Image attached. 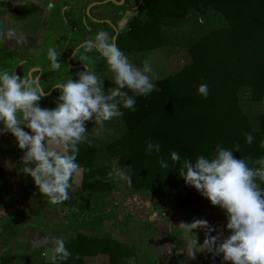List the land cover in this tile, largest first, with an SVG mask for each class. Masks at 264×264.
<instances>
[{
	"label": "trees",
	"instance_id": "obj_1",
	"mask_svg": "<svg viewBox=\"0 0 264 264\" xmlns=\"http://www.w3.org/2000/svg\"><path fill=\"white\" fill-rule=\"evenodd\" d=\"M17 10H22V15L28 13L27 8ZM193 15L198 17L194 25L200 27L202 35L187 49L190 61L157 81L148 96L134 97L135 111L120 106L123 129L118 138L101 144L98 136L87 134L91 144L79 145L77 163L85 169L83 187L90 192L71 211L74 237L65 242L71 256L56 264H85V257L100 253L109 254L111 264H126L123 244L80 230L101 228L119 216L112 203L102 208L112 191L152 197L154 211L168 213L180 223L205 219L210 226H227L225 211L187 185L179 172L184 159L195 162L200 155L213 157L218 144L232 150L237 159L264 158V115L252 111L253 104L264 99V0H145L140 15L118 35L117 46L120 44V50L128 56L159 49L166 40L161 29L163 20H183ZM83 16L85 12L71 8L65 21L76 28ZM102 25L114 37V29L108 23ZM77 42L79 46L83 41ZM201 84L208 86L206 99L198 92ZM115 87L114 81L104 80L105 93ZM123 91L133 95L128 89ZM246 133L254 137L251 144L246 142ZM148 142L159 143L160 153L147 152ZM237 144L239 152H235ZM10 147L17 158V146ZM172 152L179 154L180 162L171 159ZM161 158L167 168L161 167ZM114 160H119V167L131 177V185L115 176L109 179ZM19 173L26 183L28 175L23 168ZM35 192L39 198H46L37 186ZM6 194V180L0 170V198ZM1 264H8V257Z\"/></svg>",
	"mask_w": 264,
	"mask_h": 264
},
{
	"label": "clouds",
	"instance_id": "obj_2",
	"mask_svg": "<svg viewBox=\"0 0 264 264\" xmlns=\"http://www.w3.org/2000/svg\"><path fill=\"white\" fill-rule=\"evenodd\" d=\"M128 15L119 21L120 29L126 28ZM10 39H15L19 45L27 42L23 33L17 35L14 29L0 25V43ZM79 47L85 53L81 55L82 61H89V52L99 53L113 74L117 87L109 88L105 93L104 81L88 63H83L86 70L77 73L78 80L69 78L55 85L61 93L57 106L45 109L38 103L46 95L38 78L31 75L21 78L16 72L0 70V124H3L0 134L10 132L16 138L19 148L25 150L23 172L34 179L39 192L54 205L67 201L69 190L80 181L79 145L91 144L85 122L94 120L95 125L102 129L106 121L123 115L121 105L135 111L134 97L148 96L155 89L150 62L143 61L142 67L133 64L108 31L100 30ZM60 55L55 47L48 49L47 56L53 71L61 67ZM198 92L206 99L209 94L207 84L199 85ZM25 127L31 130V134L24 130ZM245 137L248 144L253 142L251 134L246 133ZM261 147H264V142ZM146 151L160 153L161 145L148 142ZM239 151L237 144L235 152ZM233 153L218 144L216 154L211 158L200 155L195 162L184 159L179 172L187 185L194 187L213 206L225 211L227 229L231 234L223 239L221 233L211 235L216 229L205 219L181 222L179 227L189 232L198 228L206 230L202 245H198L197 238L187 242V254L191 259H195L196 252L207 250L215 256L222 254L223 261L230 264H264V188L261 187L264 185V158L254 161L237 159ZM171 159L180 162L181 158L172 152ZM160 165L168 167L163 158ZM114 176L129 185L132 183L131 177L121 168L108 173L109 179ZM50 243L53 245L50 249L53 264L69 259L71 253L62 237L50 239L45 236L34 241L32 246L39 249ZM44 255L47 256L48 251Z\"/></svg>",
	"mask_w": 264,
	"mask_h": 264
},
{
	"label": "crops",
	"instance_id": "obj_3",
	"mask_svg": "<svg viewBox=\"0 0 264 264\" xmlns=\"http://www.w3.org/2000/svg\"><path fill=\"white\" fill-rule=\"evenodd\" d=\"M97 1L100 0L78 1V12H82V7ZM57 2L58 0H49L48 9L52 3L55 4ZM73 2V0H70L71 4ZM125 14H130L127 16V26L124 29H120L119 21L125 18ZM119 15H121V19L117 22V28L121 33L128 30L129 19H132L135 13L126 12L119 13ZM263 100L254 103L252 111L254 107L259 111L264 104ZM258 111H253V113L255 115H264V112ZM11 145L17 146V158L14 157L11 148L3 155L0 154V170L4 173L7 193L0 198V222L2 221L5 226L0 228V235L3 236V241L6 243H1L0 264L3 256L8 257V264H32L41 261H51L50 249L53 245L50 243L39 249H33V242L45 236L50 239L62 237L65 242L74 237L71 211L76 207L75 205L78 204L80 199L90 192L88 188L83 187L85 169L81 168L82 175L79 183H74L73 188L69 190L70 198L62 204L54 205L48 202L47 197L43 199L37 196L35 192L36 185L30 175H28L26 183L22 182L23 178L20 176L23 174L19 173V165L17 163L22 162L25 150L19 149L15 143H10ZM24 177L26 176L24 175ZM112 194L108 195L105 206L102 205V208L105 209L112 203L119 214L118 217L121 219H118V217L114 218V220L104 223L101 228L80 230L92 236L95 234L101 236L102 233H105L107 237H111L123 244L127 255L124 263L128 260L136 264L158 263L155 258H159L160 262L167 261L169 264H209L211 259L218 262L223 261L222 254L215 256L207 250L196 252L195 259L188 257L187 242L197 238L198 245H202L205 240V229L198 228L194 229L193 232H189L179 227L181 224L179 221L175 220V225H172L170 218H164L165 213H158L154 210L153 215L151 217L148 216L149 218L146 217L147 220L143 223L140 221V217L143 215L139 216V213H142V211L138 212L139 207L122 213L121 204L115 199V194ZM160 214H163V216L159 217L161 216ZM212 227L216 229V231L211 233L213 236L221 233L223 239L231 234L227 226L217 225ZM45 251H48V255L43 257ZM84 261L85 264H111V256L100 253L94 256H87Z\"/></svg>",
	"mask_w": 264,
	"mask_h": 264
},
{
	"label": "rangeland",
	"instance_id": "obj_4",
	"mask_svg": "<svg viewBox=\"0 0 264 264\" xmlns=\"http://www.w3.org/2000/svg\"><path fill=\"white\" fill-rule=\"evenodd\" d=\"M73 1L75 3L73 2V4H71V7L74 9H78L79 7L77 2L80 0ZM52 4L53 6H57L55 8V13V10H52L53 8L48 9L49 0H22L20 2H18V0H0V25H3L8 29H14L17 35L23 33L27 40V42L23 45L17 44L15 42V39L4 41L5 49H1L0 51V70H2L3 68L2 60L4 58V53L6 54L9 51L10 53H14L13 56L7 59V62L11 65H14L17 61L30 60L33 61L32 63L44 67L43 70H49L51 69V62L48 59L47 52L50 47H55L57 39H60L61 47H63L64 41L67 38H71V40L74 41L73 48H75L78 43L77 41L80 40L81 42L85 39L94 38L100 30H107L104 25L100 24L97 21V17L95 18L92 16L93 13H90V15H88L87 12L86 16L82 17L81 24L75 28L68 24L65 21V18L61 17L60 9L62 3H60L59 5H57L58 3L55 5L54 3ZM18 8H27L28 13L22 15V10H17ZM84 8L85 7H82L81 10L84 11ZM124 8L126 7H123V5L109 3L105 5L102 9H96V14H98L102 18L110 17L112 19V22L116 23V21H119V19H115L114 14H117V16H119V13H123L122 10L124 11ZM101 10L102 12H100ZM96 14L95 16H97ZM137 14L140 15V10L139 13L136 12L134 16H136ZM133 18L129 19V22L133 20ZM197 19L198 17L196 15H193L192 17L183 20H163L161 24V29L166 37L163 47L153 51L135 53L129 56L130 61L140 67H142L143 61L145 60L150 62L155 77L153 79L155 87L157 81L162 80L168 77L169 75L177 72L183 65L190 61L189 56L187 54V49L193 43H195L198 38L202 35L200 27L196 28V25H194L196 24ZM108 24L111 25L110 23ZM90 26H92V29H95L94 33H91L89 31L91 30ZM84 54L85 53L83 49L80 48L76 53L77 58H73L71 62H69L68 59L65 61L63 59L64 57L60 56L59 62L61 64V67L59 70L56 71V74L62 78H65L67 75H72L71 77L76 80L78 77L77 73L79 72L74 69V66L77 63V59H81V55ZM87 56L90 59L86 62L90 65L92 69L96 68V71H94L97 76H99L103 81L105 79H110L114 81L113 74L108 70L106 61L103 58H100L99 54H97L95 51H92L87 53ZM91 61H94V63H92ZM24 71L27 72L28 70L24 69ZM59 95L60 93L55 92L50 97H48L47 100L50 101L52 99L54 100V103H56ZM45 96L48 95L46 94ZM51 103L53 102H48L49 108H53L51 106ZM253 111L257 112L258 109L254 107ZM258 112H264V104L260 107V110ZM122 124L123 123L121 121V118L117 117L113 118L110 121H106L102 129L98 125H95L94 120L85 122V127L87 134L91 136H98L101 140V144H105L111 140L118 138L121 135L123 129ZM24 130L31 134L30 129L25 127ZM6 142H10L13 144L15 143L18 145V141L10 132L0 134V145ZM9 150L10 148L7 149L6 147H4V152ZM17 165H19V168H23V161L18 162ZM31 167H34V165H31ZM117 168H120L119 160H114L113 171ZM119 181L123 183V180ZM112 193L115 194V199L121 204L122 213L129 212L130 209L133 210L139 207L138 212L142 211L141 214L139 213V216L143 215L140 217V221L143 223L147 220L146 217H151L153 215L154 211L152 209V203L154 201V198L143 194L139 195L137 193H129L126 190L112 191L111 194ZM128 196L130 197L126 199L125 197ZM125 209H127L128 211ZM160 215L161 216L159 217L163 216V214ZM164 215L165 219L170 218V221L172 220V222H169L172 225H175L176 221L174 220L172 215H169L168 213H165ZM118 219L121 218L118 217ZM2 223L3 222L1 221L0 228L5 227ZM95 236L107 237L105 233H102L101 236L95 234ZM2 242L3 244H6L3 241V236L0 235V247ZM3 258H7V256H3ZM155 259L160 262L159 258ZM126 264L136 263H133L128 260Z\"/></svg>",
	"mask_w": 264,
	"mask_h": 264
},
{
	"label": "flooded vegetation",
	"instance_id": "obj_5",
	"mask_svg": "<svg viewBox=\"0 0 264 264\" xmlns=\"http://www.w3.org/2000/svg\"><path fill=\"white\" fill-rule=\"evenodd\" d=\"M103 1H106V0H100V1H97V2H94V3H98V2H103ZM117 2H121V0H116ZM144 1L145 0H125L124 3L122 4L123 6L126 7V11H122L123 13H126V12H132L133 14L134 13H139V10L141 9V7L144 5ZM67 2V4H65ZM58 3V4H57ZM55 3L57 5H59L60 3H62V6H61V9H60V14H61V17L62 18H65L66 16V12L68 10H70L72 7H71V3H70V0H58V2ZM54 4V5H55ZM93 3H90L88 5L85 6V9L84 11L82 10V13L85 12L86 14V10L87 8ZM109 4V3H107ZM107 4H102V5H98V6H94L90 13H93L92 16L93 17H97V21L100 23V24H103V23H106L105 21H111V27L113 28V26L117 27V22L118 20L115 22H112V19L110 17H100L98 14H96V9L100 8L102 9L105 5ZM104 5V6H103ZM140 5V6H139ZM139 6V9L137 11H135V8ZM57 6H53V9L52 10H55ZM129 7V9H128ZM74 9V8H72ZM76 12H78L77 9H74ZM56 11V10H55ZM53 12V11H52ZM102 12V10L100 11ZM95 14L97 16H95ZM115 15V19L117 18V14H114ZM138 15V14H137ZM136 15V16H137ZM121 17V15H119ZM134 16V17H136ZM71 18V17H69ZM121 19V18H120ZM119 19V20H120ZM102 21H104L103 23H101ZM66 22L68 23L69 21L66 20ZM92 28V26H90ZM114 29V28H113ZM92 30V29H91ZM89 30V31H91ZM48 33V32H47ZM76 42V41H75ZM4 44V49H5V43L3 42ZM73 44H74V41L71 40V38H67L65 41H64V46L61 47V42H60V39H57L56 40V45H55V48L57 49V51L59 53H61L60 56L64 57L63 59L66 61L67 59L69 60V58L73 55L74 51L76 50V48L78 46H76V48H73ZM80 46V45H79ZM14 53H10V51L8 53H4V58L2 60V63H3V68L2 69H7L9 70L10 72H16V74H18L19 76H21V78H23V76L25 75H31L32 77H35V78H38L39 79V83L41 85V87L44 89L45 93L48 95V96H44L41 101H39V106L41 108H45V109H53L57 106V102L58 100L56 101V103H54V100H47L48 97H50L53 93L55 92H58L60 93V91L58 89L55 88V85L59 82H62V81H66L67 79L69 78H72L71 76L67 75L65 78H62L60 77L59 75L56 74L55 71H53L52 69H49V70H43L44 67L42 66H39L37 64H34L32 63L33 61H30V60H23V61H17L14 65H11L7 62V59L10 58L11 56H13ZM73 58H77V55H75ZM100 59V58H99ZM83 63H87L86 61H82L81 59H77V63L75 64L74 66V69L77 70V72H82V71H85V67H84V64ZM25 70H28L27 72L24 71ZM24 71V72H22ZM49 72H51L52 74L50 75H47ZM77 79H79V77H77ZM76 79V80H77ZM74 80V79H73ZM75 81V80H74ZM50 93V95H49ZM61 94V93H60ZM48 102H53L51 103V106L53 108H49L48 107ZM0 128H3V124H0ZM4 147H6L7 149L8 148H11L10 147V142L8 143H3L0 145V154L3 155L5 152H4ZM17 151V150H16ZM2 152V153H1ZM30 166V165H29Z\"/></svg>",
	"mask_w": 264,
	"mask_h": 264
},
{
	"label": "water",
	"instance_id": "obj_6",
	"mask_svg": "<svg viewBox=\"0 0 264 264\" xmlns=\"http://www.w3.org/2000/svg\"><path fill=\"white\" fill-rule=\"evenodd\" d=\"M125 0H122L121 2H117L116 0H106V1H103V2H98V3H93L91 4L88 8H87V13L88 15H90V11L91 9L94 7V6H98V5H102V4H107V3H115L117 5H122L124 3ZM140 6V5H139ZM139 6L135 8V11H137L139 9ZM53 7V4L50 5V8ZM104 21H102L101 23H103ZM106 23H110L112 24L110 21H105ZM112 26V25H111ZM114 28V31H115V35H114V39H115V43L117 45V38H118V35L120 34L119 30L117 27L113 26ZM80 49V47H78L73 55L69 58V62H71V60L73 59V57L76 55V53L78 52V50Z\"/></svg>",
	"mask_w": 264,
	"mask_h": 264
},
{
	"label": "built area",
	"instance_id": "obj_7",
	"mask_svg": "<svg viewBox=\"0 0 264 264\" xmlns=\"http://www.w3.org/2000/svg\"><path fill=\"white\" fill-rule=\"evenodd\" d=\"M20 1H22V0H18V2H20ZM43 257H45L44 254H43ZM209 264H230V262H218V261H216V260L211 259V260L209 261Z\"/></svg>",
	"mask_w": 264,
	"mask_h": 264
}]
</instances>
